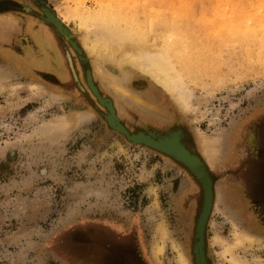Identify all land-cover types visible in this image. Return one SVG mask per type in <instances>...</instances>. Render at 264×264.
Returning a JSON list of instances; mask_svg holds the SVG:
<instances>
[{
	"label": "rangeland",
	"instance_id": "obj_1",
	"mask_svg": "<svg viewBox=\"0 0 264 264\" xmlns=\"http://www.w3.org/2000/svg\"><path fill=\"white\" fill-rule=\"evenodd\" d=\"M94 1L82 0V9L96 8ZM167 1L160 10L165 17H189L183 26L190 29L181 30L190 40L185 59L197 71L185 81L210 100L202 117L180 110L152 78L130 67L129 78L120 81L139 102L122 96L55 29L68 76L57 71L56 58L23 74L25 60L41 56L27 23L39 25L44 7L59 16L75 3L0 0V21L20 25L0 41L8 64L0 63L9 74L0 95V264H179V250L196 264L202 185L184 164L111 126L110 110L88 87L91 71L131 134L170 129L183 133L203 159V147L212 150L216 201L206 229L209 264H231L214 237L231 240L234 224L255 238L237 255L264 264V0ZM78 19L68 14L66 25L80 31ZM173 22L168 19V26ZM111 68L120 78L121 70ZM29 83H36L34 92ZM13 84L21 85L14 90ZM162 242L157 263L152 251Z\"/></svg>",
	"mask_w": 264,
	"mask_h": 264
},
{
	"label": "bare ground",
	"instance_id": "obj_2",
	"mask_svg": "<svg viewBox=\"0 0 264 264\" xmlns=\"http://www.w3.org/2000/svg\"><path fill=\"white\" fill-rule=\"evenodd\" d=\"M37 1V0H36ZM75 3L67 12H62L59 16L50 8L44 7L42 9L41 17L38 16L37 21L39 25L34 22H28V30L32 32V36L36 37L39 45L38 51L41 52L40 57L29 56L25 60V68L20 67L23 74H32L30 71L32 67H45L52 61L57 59V71L62 76L67 75V66L62 55L59 53L56 44L54 43L51 30H56L59 37H63L67 43L70 44L73 51L78 53L83 59H91L93 71L95 70L103 79L107 80L109 84L118 91L122 96L139 100L131 94V92L124 87L123 81L120 79H128V67L136 70L143 75L152 78L158 85L167 91L178 105L179 109L185 113L199 114L200 117L205 116L206 112L201 110L203 104L209 103L208 97H198L193 89L188 87L185 78L193 75L197 71L193 64H188L185 59V51L188 50L190 44L189 37L182 33V29H190L184 22L189 21V17L184 14L179 16H168L164 14L162 8L169 3L167 0H96V8L92 9L85 5L82 9V0H71ZM87 7V8H86ZM2 8L0 4V9ZM158 9L155 10L154 9ZM30 8H27L26 13L30 14ZM68 14H75L79 18V25L81 30L75 31L70 29L67 25ZM187 17L188 19L186 20ZM168 19L177 21L168 26ZM162 22L159 29L156 27V22ZM166 22V23H165ZM42 24V25H41ZM182 25V26H181ZM17 20L13 22L0 21V41L5 38L7 33L13 35L16 27L19 28ZM34 32V30H36ZM169 30H175L170 32ZM186 44V45H184ZM60 45V44H59ZM186 46V47H183ZM62 47V46H61ZM63 48V47H62ZM49 52H51L49 54ZM83 55V56H82ZM41 58V59H40ZM48 59V60H47ZM6 59L0 54V61L6 62ZM55 63V61H54ZM8 64V63H7ZM45 65V66H44ZM120 69L121 75L118 78L108 69ZM31 66V67H30ZM93 71L89 73L87 84L90 88H95L94 92L101 95L102 101L109 105L110 115L108 117L109 123L111 121L113 127H117L120 131L130 130L119 121L117 108L114 107V101L107 96L102 95V90L96 87ZM115 71V70H114ZM8 72L6 66L0 63V95L7 88L4 84L7 79ZM21 84H13L15 90ZM30 90L33 92L37 88L36 83H29ZM213 96V95H212ZM49 103V102H48ZM75 118V117H74ZM217 115L213 114L212 120H215ZM63 119V117H62ZM199 119V118H198ZM66 123L71 119L70 116H64ZM58 124L56 123L55 126ZM133 138L136 142H148L154 144L156 147L164 148L171 153H174L179 160L186 162L190 168L197 173V177L201 178L206 189L207 203L205 204L206 211L211 210V214L215 207L216 192L212 195L213 184L209 182L207 176L215 182L216 170L212 161V150H208L204 146L205 153H207V160L203 159L198 153L189 148L183 141V133L180 131H173L168 129L163 133L155 130L147 133H133ZM204 140V139H203ZM202 142H206L205 140ZM214 144H218L217 141ZM210 153V154H209ZM200 158V159H199ZM214 174V175H212ZM204 205V191L203 204ZM210 219V217H209ZM209 222V220H208ZM233 233V238L227 240L219 233L214 237V242L221 246V255L226 258L231 264H248V262L236 253V250L246 248L254 243V236L246 231L239 230L237 226ZM196 229V228H195ZM161 234L165 236L167 230L165 227L161 228ZM177 246V245H176ZM179 249V247H177ZM165 250V245L162 242L153 248L152 256L157 263L162 262V255ZM198 248V255L201 258ZM177 261L179 264H190L188 258L179 250Z\"/></svg>",
	"mask_w": 264,
	"mask_h": 264
},
{
	"label": "water",
	"instance_id": "obj_3",
	"mask_svg": "<svg viewBox=\"0 0 264 264\" xmlns=\"http://www.w3.org/2000/svg\"><path fill=\"white\" fill-rule=\"evenodd\" d=\"M91 89L94 92L95 88H91ZM96 92H94V94L97 96L99 102L101 104L105 105L108 108V110H111L109 105L105 104L102 101V98H101L102 96L98 95ZM110 124L112 126L111 121H110ZM113 128L118 130L120 133H123L127 137L128 140H130V141H132L134 143L144 144V145H146L148 147L157 149L158 151H160L162 153H165L166 155H168L170 157H173L174 159H176L180 163L184 164L188 168V170L195 176V178L200 182V184L202 185L203 191H204V205H203V208L201 210L200 216H199L197 224H196V231H195V239H196V241H195V244H194V247H193V253H194L196 264H209L208 257H207L206 240H205V238H206L207 223H208V220H209V217H210V214H211V210L207 212L206 208H205V204L207 203L206 202L207 201V195H206V189H205V187L203 185L204 183L201 180V178L197 177V173H195L194 170L192 168H190V166L186 162H184L182 160H179L174 153H171L170 151H168V150H166L164 148L156 147L154 144H152V143L150 144L147 141L146 142H136L135 139L133 138V136L135 134H130L127 131H120L117 127H113ZM212 175H214V174H212ZM207 178H208L209 182H211V184H213V187H212V195H213V193H214V182H213V180H211L209 175L207 176ZM198 248L200 249L199 253L201 255V258L198 255Z\"/></svg>",
	"mask_w": 264,
	"mask_h": 264
},
{
	"label": "crops",
	"instance_id": "obj_4",
	"mask_svg": "<svg viewBox=\"0 0 264 264\" xmlns=\"http://www.w3.org/2000/svg\"><path fill=\"white\" fill-rule=\"evenodd\" d=\"M261 192H262V190H261Z\"/></svg>",
	"mask_w": 264,
	"mask_h": 264
}]
</instances>
